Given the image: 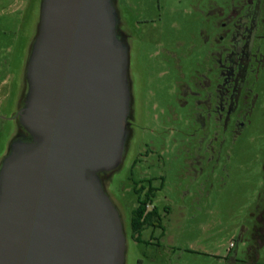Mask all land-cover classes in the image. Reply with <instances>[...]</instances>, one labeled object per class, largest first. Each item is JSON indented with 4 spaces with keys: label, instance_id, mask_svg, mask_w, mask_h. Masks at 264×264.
Wrapping results in <instances>:
<instances>
[{
    "label": "rangeland",
    "instance_id": "rangeland-1",
    "mask_svg": "<svg viewBox=\"0 0 264 264\" xmlns=\"http://www.w3.org/2000/svg\"><path fill=\"white\" fill-rule=\"evenodd\" d=\"M219 2L120 0L132 34L129 75L135 119L127 150L109 173L106 188L120 208L125 264H134L142 250L150 257L143 264H254L244 252L255 223L252 213L264 191V113L252 114L233 137L219 135L210 142L193 117V104L201 96L195 77H211L203 74L209 50L204 36ZM38 17L39 0H0V159L15 130L10 104L21 85ZM177 41L181 47L175 48ZM168 49L181 57L173 58ZM208 143L213 148L204 155ZM195 144L200 148L194 149ZM196 150L200 155L192 154ZM149 178L160 187L152 203L166 207L168 214L162 218L163 231L146 228L141 236L148 239L152 232L160 249L143 247L130 237L132 180L139 185ZM257 256L258 264H264V245Z\"/></svg>",
    "mask_w": 264,
    "mask_h": 264
},
{
    "label": "water",
    "instance_id": "water-1",
    "mask_svg": "<svg viewBox=\"0 0 264 264\" xmlns=\"http://www.w3.org/2000/svg\"><path fill=\"white\" fill-rule=\"evenodd\" d=\"M111 0H39L17 112L0 159V264H125L101 174L122 161L129 58ZM22 74V77H23Z\"/></svg>",
    "mask_w": 264,
    "mask_h": 264
},
{
    "label": "flooded vegetation",
    "instance_id": "flooded-vegetation-1",
    "mask_svg": "<svg viewBox=\"0 0 264 264\" xmlns=\"http://www.w3.org/2000/svg\"><path fill=\"white\" fill-rule=\"evenodd\" d=\"M111 2L117 16L116 30L127 46L129 58L132 36L129 27L130 23L125 19V10L120 0H111ZM213 16L214 19L208 30L210 33L206 34L205 32L204 36L205 44L209 46V50L205 55V72L203 74L210 72L211 77L200 78V80L198 76L195 77V84L201 96L193 104V109L195 110L193 115L195 118L194 123L201 128L202 136H206L209 142L218 138L219 135L225 136L227 134L233 137L250 122L252 114L262 115L264 113L263 97H260L261 86L264 85V0H220L217 11ZM175 44H177L175 48L181 47L178 41ZM168 50L173 51L171 54L173 58L179 59L181 57V52L174 51V49ZM24 79L23 74L18 93L14 94V100L10 104L12 110L10 115L15 120L13 136L19 137L26 135V131L19 123L17 116V112L23 107L26 98L27 85ZM128 84L130 98L126 123L125 151L133 135L132 121L135 119L129 73ZM7 93L10 94L8 91L5 95ZM208 124L212 125L211 132L208 131ZM200 145L196 147L195 144L193 148L199 149ZM211 148L213 146L208 143L204 155H208V149L211 150ZM192 154L200 155V152L196 150V153ZM135 161L136 159L134 163ZM110 172H103L100 175L102 187L108 195L106 179ZM132 182L134 184L133 192L134 189L142 187L140 194H143L149 188L155 189V193L160 189V187H155L152 184L150 178L147 180L141 179L139 185L134 180ZM262 186L264 187V161ZM134 194L135 200L132 208L136 205L137 194L135 192ZM152 202L145 205L143 214L152 209L156 211V217L152 221L153 225H149L146 228L153 230L159 228L163 231L162 218L168 214V210L166 207L159 209ZM118 210L120 211V208ZM252 214L255 223L251 230L250 244L247 246L244 256L250 263L258 264L257 249L264 245V191L263 196L259 197L256 210ZM142 231L139 233L138 239L130 235L131 240L137 244L143 243V247L151 244L158 249L161 246L159 241L155 242L152 240V232L148 239L142 238ZM144 258L150 259L145 251L142 250L140 256L135 258L134 264H143Z\"/></svg>",
    "mask_w": 264,
    "mask_h": 264
},
{
    "label": "trees",
    "instance_id": "trees-1",
    "mask_svg": "<svg viewBox=\"0 0 264 264\" xmlns=\"http://www.w3.org/2000/svg\"><path fill=\"white\" fill-rule=\"evenodd\" d=\"M142 187L134 189L136 195V205L130 211L129 217V229L130 235L138 239L139 233L149 225H153V220L156 217V211L150 210L146 214L145 205L152 202L153 197L155 196V189L149 188L143 194H140Z\"/></svg>",
    "mask_w": 264,
    "mask_h": 264
}]
</instances>
